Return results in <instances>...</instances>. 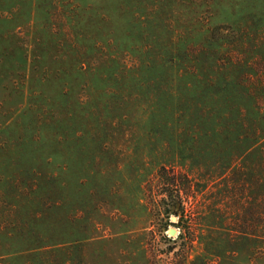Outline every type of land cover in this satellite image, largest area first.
Returning a JSON list of instances; mask_svg holds the SVG:
<instances>
[{"label":"rangeland","instance_id":"374dc122","mask_svg":"<svg viewBox=\"0 0 264 264\" xmlns=\"http://www.w3.org/2000/svg\"><path fill=\"white\" fill-rule=\"evenodd\" d=\"M172 50L189 55L168 80ZM75 62L117 78L73 81ZM171 94L191 101L166 115ZM247 94L264 118V0H0V264H264V138L247 157L224 122ZM112 96L130 106L108 116ZM162 165L181 173V219Z\"/></svg>","mask_w":264,"mask_h":264},{"label":"trees","instance_id":"16d2710c","mask_svg":"<svg viewBox=\"0 0 264 264\" xmlns=\"http://www.w3.org/2000/svg\"><path fill=\"white\" fill-rule=\"evenodd\" d=\"M92 37L94 36L88 35L87 38L86 37L84 38V40L86 41L87 47H88V53H87L88 55L86 56V58L88 57L89 59H92V58L95 59L96 57L102 55L101 53L102 51H104L103 48L100 47L99 45L100 43L97 42L98 41L97 38L95 37L92 38ZM175 52L176 51L172 50L169 57L166 60L163 59L162 61V66L164 69H166L165 74L167 75L166 77H168V80L170 77H173V74L171 73L173 72V68L180 64V62L179 61L177 62L176 59L180 60L181 58L182 60V59H185V57L189 55L188 51L186 52V50H184V53L181 54V57L179 54ZM88 64H89V67L88 66L86 67L85 65L81 66L76 62L71 64L72 74L70 76L73 78V81L80 82L82 84V82L86 80V77L99 79L103 76H106V78H108V81H112L114 78H117V74H118V72H116L117 69L115 71L114 69L111 68V66H107L105 64H99V65H96V67H93L92 66L93 64L91 65L90 63H87V65ZM149 71L150 70L149 68H147V66L144 67L143 69L144 74H142L141 76L148 75ZM121 72L124 74L123 71ZM168 72L170 75L168 74ZM126 73H129L132 75V71H126ZM135 78H138V77H134V76L130 77V79H135ZM183 78H186V77H183ZM170 81H171L170 83L172 84L170 86V89L173 90L175 82H173L172 78L170 79ZM210 84L211 85H208L207 87L203 88V90L201 89L198 90L202 92V95L199 98V101L201 104L200 103L198 104L197 110L194 111L192 109L189 112V117L193 116L194 112L195 113L197 112L196 121L201 125L208 124L211 122L214 123L215 121H217L216 119H213L211 118L210 115H208L210 113L206 114L203 112L204 111L203 108L208 107V104L213 102L214 96L216 95V94H211L213 93V91H211V88L214 87V85H212V83ZM225 85L227 86L226 83ZM185 89L190 90V86H185ZM168 96L169 95H167L164 99L160 101V103H158L159 108L162 109V111H164L166 115H173L172 113H169L171 110L181 109V105L182 106L185 105L187 107L189 105L188 103L191 101L189 97H187V100H185V102L183 101L181 102V100H177L176 95L174 94H171L169 97ZM112 98H113L112 102L104 103V108L108 112V116H110L111 112H114L112 111L113 108H115V111H116L117 108L130 106L129 104L125 105L124 103H122V101L118 103L119 100L114 101L113 96ZM256 100H257V96L254 94H247L246 96H243V97L233 96L232 99H229V101H227L228 104L226 105V107H228V109L230 108L231 110L229 112L230 116L229 117L225 116L224 122L230 124L231 128L235 132L241 133V130L243 131L244 129V133H242V138H243L242 143L245 145L244 155L247 157H250L256 154L258 155L259 153H261L262 144H263L262 140L264 138V125H262L264 118H263V114H261L260 107L257 104ZM231 101L233 103L232 105L230 104ZM134 105H132V107ZM136 106H139V105H136ZM242 106H245L246 109L243 110ZM65 111L66 109H63L62 112L59 113V115H55L54 120L56 124L54 125L56 126L49 127V130L52 131L51 137L52 136L54 137L57 134H59V133L56 134L55 129L64 130L65 128V126L63 125L64 118H67ZM104 122L110 123L111 120L105 119ZM239 133L238 134L236 133L237 134L236 137L238 140L240 138L238 136L240 135ZM62 139L65 140V138H62ZM158 175L160 176L161 179L165 180L164 185H167V188H168L166 189V193H164V196H165L164 197L165 207L163 209L164 214L168 215V217L176 216V217H180L181 219V173L177 171L174 167L162 165ZM44 178L45 180L47 179V177H44ZM48 183H51V181L49 180ZM40 239L42 240V238ZM50 247L51 245L41 247L43 249H46L45 250L46 253H43V254H48V252L50 251L49 249Z\"/></svg>","mask_w":264,"mask_h":264},{"label":"water","instance_id":"95a60500","mask_svg":"<svg viewBox=\"0 0 264 264\" xmlns=\"http://www.w3.org/2000/svg\"><path fill=\"white\" fill-rule=\"evenodd\" d=\"M175 233H176V230H175V229H171V230H170V234H171V235H174Z\"/></svg>","mask_w":264,"mask_h":264}]
</instances>
